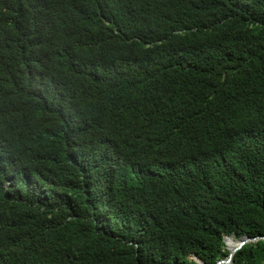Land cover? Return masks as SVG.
Returning a JSON list of instances; mask_svg holds the SVG:
<instances>
[{"label": "trees", "instance_id": "16d2710c", "mask_svg": "<svg viewBox=\"0 0 264 264\" xmlns=\"http://www.w3.org/2000/svg\"><path fill=\"white\" fill-rule=\"evenodd\" d=\"M244 236L264 0H0V264H217Z\"/></svg>", "mask_w": 264, "mask_h": 264}, {"label": "water", "instance_id": "95a60500", "mask_svg": "<svg viewBox=\"0 0 264 264\" xmlns=\"http://www.w3.org/2000/svg\"><path fill=\"white\" fill-rule=\"evenodd\" d=\"M230 238V237H229ZM230 239H232V238H230ZM259 239H263L264 240V238H248V237H246V236H244V237H242V238H240V239H238V244H237V246L233 249V250H231V251H229V256H228V258H227V260L226 261H219L217 264H230V262H231V260H232V258H233V255L237 252V251H239L244 245H246V244H248V243H251V242H255V241H257V240H259ZM196 258V257H195ZM195 260H197V259H195ZM198 262H199V264H202L199 260H198Z\"/></svg>", "mask_w": 264, "mask_h": 264}, {"label": "bare ground", "instance_id": "6f19581e", "mask_svg": "<svg viewBox=\"0 0 264 264\" xmlns=\"http://www.w3.org/2000/svg\"><path fill=\"white\" fill-rule=\"evenodd\" d=\"M238 242H234L232 239H225V245L228 251L233 250L237 246Z\"/></svg>", "mask_w": 264, "mask_h": 264}, {"label": "rangeland", "instance_id": "374dc122", "mask_svg": "<svg viewBox=\"0 0 264 264\" xmlns=\"http://www.w3.org/2000/svg\"><path fill=\"white\" fill-rule=\"evenodd\" d=\"M232 240H233L234 242H237V241H238V239L234 240L233 238H232ZM226 249H227V248H226Z\"/></svg>", "mask_w": 264, "mask_h": 264}, {"label": "clouds", "instance_id": "9594fccd", "mask_svg": "<svg viewBox=\"0 0 264 264\" xmlns=\"http://www.w3.org/2000/svg\"><path fill=\"white\" fill-rule=\"evenodd\" d=\"M231 238V237H230Z\"/></svg>", "mask_w": 264, "mask_h": 264}]
</instances>
